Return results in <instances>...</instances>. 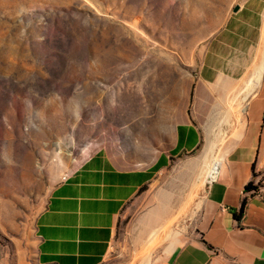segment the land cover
I'll return each mask as SVG.
<instances>
[{
    "label": "rangeland",
    "instance_id": "rangeland-1",
    "mask_svg": "<svg viewBox=\"0 0 264 264\" xmlns=\"http://www.w3.org/2000/svg\"><path fill=\"white\" fill-rule=\"evenodd\" d=\"M258 1L235 16L238 0H0V264H36L52 189L100 149L130 168L167 156L120 211L100 264H143L156 230L148 264L188 240L213 177L204 146L225 160L260 90ZM179 125L199 142L169 156Z\"/></svg>",
    "mask_w": 264,
    "mask_h": 264
},
{
    "label": "crops",
    "instance_id": "crops-1",
    "mask_svg": "<svg viewBox=\"0 0 264 264\" xmlns=\"http://www.w3.org/2000/svg\"><path fill=\"white\" fill-rule=\"evenodd\" d=\"M242 11L243 6L234 15ZM245 11L254 14L249 8ZM260 16L263 20V9ZM233 58L236 63L246 61L239 56ZM261 84L246 107L242 138L209 182L193 233L158 264H264V195L259 198L245 191L256 178L264 184V173L258 171L264 158V79ZM178 127L192 129L196 135L194 146L184 140L178 152L194 150L199 142L195 129ZM177 128L169 156L179 142ZM166 163L167 156L160 155L150 167L130 168L104 149L84 159L66 181L52 189L37 217L36 264H100L120 211L148 187Z\"/></svg>",
    "mask_w": 264,
    "mask_h": 264
},
{
    "label": "bare ground",
    "instance_id": "bare-ground-1",
    "mask_svg": "<svg viewBox=\"0 0 264 264\" xmlns=\"http://www.w3.org/2000/svg\"><path fill=\"white\" fill-rule=\"evenodd\" d=\"M263 73H264V64L261 65L259 68L256 69L255 74L253 75V82L255 83V85L259 88L261 86V82L263 79ZM250 89V88H249ZM253 90V88H252ZM251 91V90H250ZM249 92V91H248ZM250 94V93H249ZM244 101V100H243ZM243 105V103H241ZM240 104V105H241ZM241 105V106H242ZM240 107V106H239ZM246 107V106H245ZM245 107L244 105L242 106V108L240 109V113L245 111ZM228 116V115H226ZM233 117V116H232ZM224 119H226L224 117ZM229 119V118H228ZM225 122V121H224ZM223 122V124H224ZM227 124V123H225ZM221 129V128H220ZM221 132V130H220ZM215 133V132H214ZM213 133V134H214ZM215 136V135H214ZM221 139H223V136ZM216 138V137H215ZM213 139V138H212ZM220 139V138H219ZM210 141V140H209ZM207 140V143L204 146L203 152L201 154L202 156V167H201V172L202 171H206L204 175H209L212 174L213 176L216 174V172L218 171V168L220 166V163H217L215 161L216 158V154L215 151L217 152V150L215 149V144L212 142H209ZM216 142V141H215ZM220 143V142H219ZM218 149V148H217ZM204 175L202 176V178L204 177ZM200 177V176H199ZM201 178V179H202ZM205 178V177H204ZM197 183V181H196ZM198 188V187H197ZM170 231V230H169ZM158 232L159 230L154 231L153 233H151V235L149 236L148 240L146 241V245L144 247V252L142 253V263L143 264H148L149 261V256H150V252L153 248V245H156L157 243L156 240L158 239ZM159 242V241H158Z\"/></svg>",
    "mask_w": 264,
    "mask_h": 264
},
{
    "label": "trees",
    "instance_id": "trees-1",
    "mask_svg": "<svg viewBox=\"0 0 264 264\" xmlns=\"http://www.w3.org/2000/svg\"><path fill=\"white\" fill-rule=\"evenodd\" d=\"M177 130H178L179 142L175 150L172 151L171 153L172 155L176 154L182 148V143L184 142V140L190 146H194L196 144V135L192 129L187 130L185 127H178ZM157 168L158 166L154 168L153 171H155ZM250 189L252 188L250 185H248L245 191H249ZM242 212H243V206L241 207L239 213L242 214Z\"/></svg>",
    "mask_w": 264,
    "mask_h": 264
},
{
    "label": "built area",
    "instance_id": "built-area-1",
    "mask_svg": "<svg viewBox=\"0 0 264 264\" xmlns=\"http://www.w3.org/2000/svg\"><path fill=\"white\" fill-rule=\"evenodd\" d=\"M245 1L247 0H238V8H241ZM258 171L259 173H264V158L261 159V168L258 169ZM68 176L69 175L63 176L61 181H66ZM250 186L252 189L249 190V194L262 198V196L264 195V184H262L261 180L258 181V179L256 178V181L252 182Z\"/></svg>",
    "mask_w": 264,
    "mask_h": 264
},
{
    "label": "water",
    "instance_id": "water-1",
    "mask_svg": "<svg viewBox=\"0 0 264 264\" xmlns=\"http://www.w3.org/2000/svg\"><path fill=\"white\" fill-rule=\"evenodd\" d=\"M238 7H235L234 9H233V12H237L238 11Z\"/></svg>",
    "mask_w": 264,
    "mask_h": 264
}]
</instances>
